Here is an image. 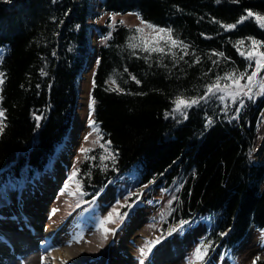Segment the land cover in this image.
I'll return each instance as SVG.
<instances>
[{
	"label": "trees",
	"instance_id": "trees-1",
	"mask_svg": "<svg viewBox=\"0 0 264 264\" xmlns=\"http://www.w3.org/2000/svg\"><path fill=\"white\" fill-rule=\"evenodd\" d=\"M129 11L171 29L188 45V55L177 47L176 60L158 53L145 59L148 53L129 48L130 38L139 43L141 35L153 36L136 33L137 26L97 23L105 12ZM249 11L264 16V0H0V109L6 125L0 188L35 182L55 162L73 126L95 35L100 43L89 111L102 139L86 148L73 169L79 170L84 199L125 175L138 179L131 200L140 188L175 186L161 233L181 221H187L183 228L206 221L199 242L210 245L205 261L217 249L230 252L252 228L264 230V159L253 156L264 95L242 97L238 119L239 100L222 103L216 96L187 109V119L172 111L176 97L204 96L217 76L252 71L235 46L244 40L240 49L246 51L251 39L264 42L255 15L238 23ZM117 85L122 91L111 90ZM109 153L114 159L101 161ZM250 264H264V257Z\"/></svg>",
	"mask_w": 264,
	"mask_h": 264
},
{
	"label": "rangeland",
	"instance_id": "rangeland-1",
	"mask_svg": "<svg viewBox=\"0 0 264 264\" xmlns=\"http://www.w3.org/2000/svg\"><path fill=\"white\" fill-rule=\"evenodd\" d=\"M141 20L133 11L105 12L97 23L104 24L109 21L110 26L116 23L137 26L143 28L148 35H156L151 29L146 28ZM99 43L100 40L93 35L94 51L89 57L86 70L79 79L80 98L73 126L66 142L57 153L55 162L35 182L22 180L19 185H5L0 188V227L1 223L7 219L20 220L24 207L32 204L33 195L43 190L45 182H53L56 190L49 193L48 198L42 203V207H46L47 204L49 207L38 211L45 213L46 218L41 217L38 221L42 229L41 235H38L35 240H40L44 233L51 230L54 233L71 236L75 247L84 245V248L91 249L87 254H83L82 264H118V261L122 259L131 264H141V261L143 264H164L166 262L188 264L195 248L199 246L207 222L198 220L196 223L187 224L182 229L176 225L174 228L177 231L161 233L163 221L168 216L169 204L176 192L175 186L155 189L140 188V195L135 200H131L129 195L137 190L138 179L125 175L107 185L96 197L86 200L81 191H77L76 183L68 179L84 155L82 150L100 142V140L97 142V133L90 126L92 114L89 111V90ZM263 122L264 109L257 135ZM253 156L264 159V154L255 151V143ZM66 184L68 185L67 190H65ZM69 193H75V195ZM124 206L126 207L123 208ZM113 209L121 214L127 213V216L121 221L116 217ZM53 210L56 211L53 213ZM109 213H113L116 222L107 223L101 227L100 222L106 220ZM165 227L168 228L169 225ZM104 228L114 230L115 234L109 231L105 239ZM141 249H144L147 255H143ZM258 255L264 257V230L252 228L242 242L230 252L224 253L217 249L203 264H250L252 259ZM16 259V256H10V262Z\"/></svg>",
	"mask_w": 264,
	"mask_h": 264
},
{
	"label": "snow or ice",
	"instance_id": "snow-or-ice-1",
	"mask_svg": "<svg viewBox=\"0 0 264 264\" xmlns=\"http://www.w3.org/2000/svg\"><path fill=\"white\" fill-rule=\"evenodd\" d=\"M255 14L252 12H248L247 17H242L238 23H242L243 20L247 19L248 17H252ZM255 19L258 22L259 26L261 28H264V16L255 15ZM142 24H145V27L148 29H151L154 35L151 39L146 38L145 36H140L139 43H134L132 41H135L137 39L136 36H133L130 38L129 48L136 49L140 48L141 51L148 53V56L145 57V59H150L152 53H158L161 57L164 55H171L173 60H176V53L173 51L174 48L179 47L184 55H188L187 48L188 45L184 44L182 41H179L175 39L172 36V30L166 29V28H160L157 26H154L152 24H146L143 20H141ZM227 29L235 28L236 25H227L225 26ZM136 33L143 34L144 29L143 28H136L134 30ZM161 41H164V46H161ZM245 41L240 40L235 45L237 47V51L241 56H243L246 60L249 61L248 67L252 68V71L249 73L248 71L237 73L235 71L231 73H226L224 76H217L214 83L207 86L206 94L198 99L192 98V99H185L181 96L176 97V99L173 101L175 107L173 108V113H179L183 119H187V109L192 108L195 105H198L201 100H204L207 102L209 96H216L222 103L226 99H230L233 104H235L239 100L240 107L237 109V115L233 117L234 119H238L239 117V111L244 107V100L242 97H247L249 100H253L255 96L264 95V76L261 75L262 72H264V51H261V48H264V42L258 41L256 39H251V44L249 48L246 51H242L240 49V46L244 45ZM212 55L217 56H223V53H213ZM179 59H183V56H180ZM196 62H199V57H196ZM213 63H216V61H213ZM127 71V69H125ZM2 75V74H0ZM133 80H135V77H131ZM242 81H244L242 83ZM223 82V83H222ZM112 84H116V80H111ZM136 83H140L138 80H136ZM0 84H3V80L0 79ZM93 84H95V81H93ZM113 91H122V89L119 88L117 85L115 88L111 89ZM255 90V91H254ZM220 94L217 96V94ZM94 104L95 100L91 101L92 111H94ZM4 118L5 113L3 109H0V133L3 132L4 127L6 125L4 124ZM37 121H39L40 117H35ZM212 123V120H208V124L210 125ZM90 126L93 128V131L97 133V142L102 139V136L99 135V129L98 126H96V122L94 120H90ZM110 145V141L107 142ZM102 148H104L105 152H109V149L105 147L104 145H101ZM85 153L89 151V149H83ZM112 158L113 156L109 153V157L101 156V161ZM86 159H89V157L86 156ZM106 167V166H105ZM78 169L74 170L69 176L70 182H75L77 184V191H80L81 185L80 182L76 179L78 175ZM68 185H65V190H67ZM70 195H75V193H69ZM83 194V193H81ZM56 210H53V213ZM113 212H115L116 217H118L121 221L124 219L125 216H127V213H119L116 209H113ZM115 219L113 217V213H109L106 220H102L101 227H103L107 223H115ZM187 223V221H181L180 223V229L183 228V225ZM109 231H112L113 234H115L114 230H110L108 228H104L105 233V239L107 238V233ZM171 231H177V229H172ZM171 234V232L169 233ZM224 235V234H222ZM159 241H157L158 243ZM210 245L205 244L203 241L201 242L200 246L195 248V251L193 253V257L189 260L188 264H203L205 261V258L208 254V249ZM150 251V248H149ZM141 253L143 255H147V253L144 251V249H141ZM66 264V262H64ZM141 264H143V261H141Z\"/></svg>",
	"mask_w": 264,
	"mask_h": 264
},
{
	"label": "bare ground",
	"instance_id": "bare-ground-1",
	"mask_svg": "<svg viewBox=\"0 0 264 264\" xmlns=\"http://www.w3.org/2000/svg\"><path fill=\"white\" fill-rule=\"evenodd\" d=\"M255 151L264 154V122L259 130L255 142ZM43 190L37 192L30 205L24 207V213L20 220H5L0 227V262L5 264H82L83 254H87L91 249L84 248V245L75 247L71 241V236L64 233H54L48 231L43 238L36 239L41 235V217L46 218V214L39 210L42 207L48 194L56 189L53 182H45ZM46 205V204H45ZM44 210V209H43ZM46 210V209H45ZM32 213V214H31ZM32 221V222H31ZM33 221H35L33 223ZM140 233V232H139ZM79 238V237H78ZM30 247V248H28ZM28 248V249H26ZM39 248V249H38ZM80 251L82 253H80ZM10 256H16L15 261L10 262ZM185 263V262H184ZM118 264H131L127 260H120ZM134 264V263H132ZM169 264V263H164Z\"/></svg>",
	"mask_w": 264,
	"mask_h": 264
}]
</instances>
